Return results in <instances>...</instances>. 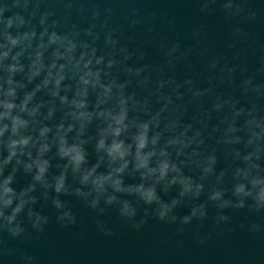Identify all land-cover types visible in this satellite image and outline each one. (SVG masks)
<instances>
[{"label": "water", "instance_id": "1", "mask_svg": "<svg viewBox=\"0 0 264 264\" xmlns=\"http://www.w3.org/2000/svg\"><path fill=\"white\" fill-rule=\"evenodd\" d=\"M53 34L57 39L51 43ZM173 45L177 51L169 55ZM38 52L40 73L29 82ZM10 65L22 69L11 76L14 84L24 85L16 88V103L43 81L49 69L52 77L58 71L64 77L59 96H66L69 103L84 87L81 77L89 81L84 111L92 117L82 136L89 165L97 161L98 130L107 127L96 113L116 109L123 85V94L132 99L127 130L120 139L132 145L134 154L138 125L147 123L145 152L159 133L157 151L164 147L181 174L203 184V190L196 198L180 197L178 184L167 191L157 185L162 200L179 201L173 211L160 220L154 205L134 198L135 215L129 219L120 216L119 203L107 205L104 197L93 209L91 196L62 195L64 208L57 210L52 189L45 194L36 184L29 194L34 203L25 205L17 217L23 229L18 236L13 237L0 218V264H264V199L259 198L264 189V0H0V101ZM95 73L100 84L114 83L110 97L99 107L98 94L103 96L101 87L93 86ZM52 88L50 80L28 105L46 101L54 109L52 118L44 121L52 128L46 154L49 183L65 162L56 156L55 125L74 124L67 133L69 142L79 128L66 115L74 109L62 105L59 96L52 97ZM47 106L40 108L38 120L47 114ZM181 131L187 147L167 145ZM7 136L6 132L0 137V161L7 154L3 144ZM209 156L216 161L212 173L205 174L202 168ZM125 159L124 186L139 184L133 155ZM106 161L107 157L99 173L106 172ZM156 161L157 156L151 157L149 165L155 167ZM257 180L260 183H253ZM31 182V176L18 168L10 186L19 193ZM76 183L69 170L68 186ZM241 184L244 191L234 194ZM213 187L222 192L218 201L208 198ZM224 201L227 206L221 207ZM241 201L243 207H238ZM201 204L205 215L197 212L189 223H182L192 207ZM29 207L46 218L39 230L27 216ZM64 210H70L73 221L58 219Z\"/></svg>", "mask_w": 264, "mask_h": 264}, {"label": "clouds", "instance_id": "2", "mask_svg": "<svg viewBox=\"0 0 264 264\" xmlns=\"http://www.w3.org/2000/svg\"><path fill=\"white\" fill-rule=\"evenodd\" d=\"M56 39L55 34H53L50 42L54 43ZM12 43H15V41H12ZM175 51H177V46L173 45L168 54L171 55ZM5 56H7V53H5ZM15 59L16 57H13V60ZM39 59L40 53L38 52L37 62H34L29 69V82L40 73V67L37 66ZM97 62L99 63V60ZM111 64L112 61L109 60V66ZM85 66L87 67V65ZM211 66L215 67V63L213 62ZM52 67H55L54 63ZM21 70L15 65L9 66V77L6 80L7 88L4 92L3 101H0V107L3 108V112H0V121H8L0 125V137H3L6 132L8 133V136L3 141L7 154L0 161V176H4L3 180L0 181V218L9 226L7 231L13 237L18 236L23 231L16 223L17 217L24 210L25 205L34 203V198L29 194L35 190L36 184H40L45 189V194L47 193V189H52L54 193L52 204L57 210L64 208L60 197L72 193L78 197L91 196L90 207L93 209L99 203L100 197H104V203L107 205L119 203L121 205L119 209L120 216H126L129 219L135 215V209L132 204L134 198L146 206L154 205L155 216L160 220H164L173 211L179 201L175 198L170 202L162 200L161 196L157 193V185L162 186L163 191H167L171 185L178 184L180 187L178 195L180 197H185L190 194L193 198H196L200 195L203 190V184L199 182L194 183L191 178L183 176L180 168L170 159V154L164 147L157 151L155 145L160 138L159 133L153 135L151 139L153 147L151 150L145 152V149L149 145L147 123L138 125V134L133 137V143L135 144L134 154L131 152L132 145H126L120 139L121 133L127 130V125L125 124V120L127 119V105L129 100L132 99L130 96L125 97L123 94V85L120 86L116 109L96 113L98 118L103 117L107 121V127L98 130L95 143V151L98 154L97 161L89 165L86 159L87 153L83 147L86 141L82 139L85 123L89 122L92 117V113L84 111L87 107L85 102L87 97L86 86L89 81L81 77V84L84 87H80L76 91L74 94L76 98L69 103L66 96H59L60 83L64 77L60 75L59 71L55 77H52L51 69H49L43 81L35 85L31 91H26L23 99L19 103H16V88H23L24 85L14 84L11 76L13 73ZM128 70L131 71V68ZM139 71L140 69H137V73ZM91 75L95 76L93 86L99 85L102 89L103 99L100 98V94H98L97 99V107H99V105L105 103V99L110 97L114 83L108 85L100 84L99 74L95 73ZM50 80L53 83L50 95L54 98L59 96L62 105L68 104L70 109H74L73 111L67 112L66 115L70 116L72 121L79 124L76 135L72 138L71 142L67 138V133L73 131L74 124L69 123L65 128L63 121H61L55 125L54 140L56 144V156L59 160L65 162L57 166L59 169L58 174L52 177L51 183H49L46 176V173L51 167L50 160L46 158V154L51 150L48 133L52 131V128L46 125L44 121L52 118L54 109L52 106H47L50 105V102L46 101H37L32 107L28 106L42 87H48ZM248 82L250 81H246V83ZM187 83H191V80L189 79ZM45 106H47V114L38 120L37 117L42 115L39 110ZM24 116H27L29 119H25ZM184 134L181 131L179 137L169 139L167 145L180 144L182 147H187L184 140L180 139ZM197 135H199L198 132ZM33 150L35 154H33ZM101 151H103L104 155H99ZM128 155H133L135 161L134 169L140 174L141 182L134 186H124L122 180V175L128 167V161L125 159ZM153 156H157L155 167L149 165V161ZM105 157H107V170L105 173H99L97 169L101 163L105 162ZM215 161V156L207 157L204 161L205 166L202 168V172L211 174L213 171L212 165ZM8 166H11L10 171L7 175H4V169ZM18 168H22L25 174L30 175L32 181L27 188L22 189L19 193L10 186L13 183ZM69 170L77 181L71 188L67 184ZM170 174L174 175L169 178ZM253 183H260V181H253ZM85 188L87 191H85ZM243 191L244 187L241 184L236 186L234 194L239 195ZM221 196L222 192L213 187L208 198L211 201H218L221 199ZM259 198L264 199V189L261 190ZM227 203V201H224L220 206L226 207ZM237 206L243 207V202L241 201ZM203 207V204L193 206L190 215L182 218V223H189L191 217L196 216L197 212L203 217L205 215L202 210ZM100 211L103 212V209ZM145 215H147V209H145ZM27 216L32 220L33 227L38 228V230L41 220L46 222V218H43L40 213L34 212L31 207L28 208ZM65 218L73 221L74 218L70 210H64L62 215L58 216L59 220ZM221 218L227 219L226 217ZM172 219L175 220V217ZM139 226V224L134 225L137 228Z\"/></svg>", "mask_w": 264, "mask_h": 264}]
</instances>
